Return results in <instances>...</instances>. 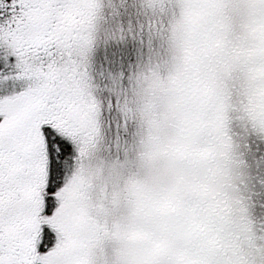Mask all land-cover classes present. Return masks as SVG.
I'll use <instances>...</instances> for the list:
<instances>
[{
    "label": "snow or ice",
    "instance_id": "1",
    "mask_svg": "<svg viewBox=\"0 0 264 264\" xmlns=\"http://www.w3.org/2000/svg\"><path fill=\"white\" fill-rule=\"evenodd\" d=\"M0 264H264V0H0Z\"/></svg>",
    "mask_w": 264,
    "mask_h": 264
}]
</instances>
